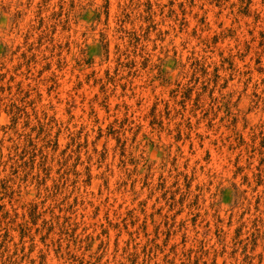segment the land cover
Instances as JSON below:
<instances>
[{"label": "rangeland", "instance_id": "obj_1", "mask_svg": "<svg viewBox=\"0 0 264 264\" xmlns=\"http://www.w3.org/2000/svg\"><path fill=\"white\" fill-rule=\"evenodd\" d=\"M0 264H264V0H0Z\"/></svg>", "mask_w": 264, "mask_h": 264}]
</instances>
